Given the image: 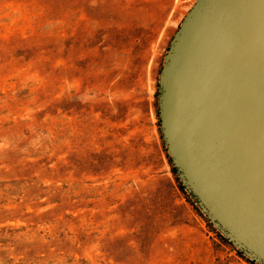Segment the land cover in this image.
Returning a JSON list of instances; mask_svg holds the SVG:
<instances>
[{"label":"rangeland","instance_id":"rangeland-1","mask_svg":"<svg viewBox=\"0 0 264 264\" xmlns=\"http://www.w3.org/2000/svg\"><path fill=\"white\" fill-rule=\"evenodd\" d=\"M194 2L0 0V264H253L180 189L158 124Z\"/></svg>","mask_w":264,"mask_h":264},{"label":"water","instance_id":"water-1","mask_svg":"<svg viewBox=\"0 0 264 264\" xmlns=\"http://www.w3.org/2000/svg\"><path fill=\"white\" fill-rule=\"evenodd\" d=\"M158 108L185 190L264 264V0H195L164 56Z\"/></svg>","mask_w":264,"mask_h":264},{"label":"trees","instance_id":"trees-1","mask_svg":"<svg viewBox=\"0 0 264 264\" xmlns=\"http://www.w3.org/2000/svg\"><path fill=\"white\" fill-rule=\"evenodd\" d=\"M158 118H159V122H158V124H159V126H160V117H159V113H158ZM165 145V144H164ZM165 150H167L166 149V146H165ZM167 156L169 157V160H170V162H171V164H172V171H173V173L175 174V176H176V180L178 181V183H179V187H180V189L188 196V198H190V199H192V197H191V195L185 190V188H184V186L182 185V183H181V181H180V179H179V177H178V174H177V170H176V168L174 167V165H173V163H172V160H171V158H170V156H169V154L167 153ZM192 201V203L195 205V207L199 210V208L196 206V203H195V201H193V200H191ZM200 211V210H199ZM201 213V212H200ZM202 214V213H201ZM219 235L224 239V240H226L228 243H230L225 237H223L220 233H219ZM231 244V243H230ZM239 251V250H238ZM239 253H241V254H243L242 252H240L239 251ZM249 261H251L250 259H249ZM253 264H256L255 262H253V261H251Z\"/></svg>","mask_w":264,"mask_h":264}]
</instances>
